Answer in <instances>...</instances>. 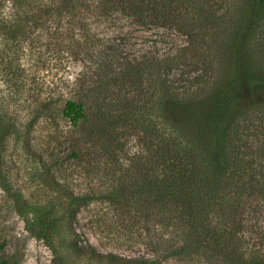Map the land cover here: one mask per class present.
<instances>
[{"label":"rangeland","instance_id":"374dc122","mask_svg":"<svg viewBox=\"0 0 264 264\" xmlns=\"http://www.w3.org/2000/svg\"><path fill=\"white\" fill-rule=\"evenodd\" d=\"M168 1L172 0H157ZM215 1L220 10L229 11L237 3ZM67 18L61 16L57 25L53 16L43 26L35 16L37 23L30 25L24 39L9 48L10 56H22L20 75L9 79L0 71V264L264 260L263 206L242 208L229 239L195 230L189 238L192 249L174 250L177 242L186 240V228L171 213L169 200L160 206L152 193L141 191L142 175L150 176L152 170L137 166L148 154L143 120H160L154 81L144 74L139 87L127 95L117 88L98 87L86 68L88 51L60 48V30L71 27L67 28ZM87 19L105 42L114 36L122 54L136 61L184 42L175 27L161 21L140 22L117 11ZM3 64L0 61V69ZM79 78L84 81L76 85ZM175 83L184 93L191 90L183 81ZM74 92L86 102L85 115L76 121L62 117L57 106L46 110L42 105L48 94L56 98ZM74 150L79 153L75 161ZM58 158L75 167L63 175L71 188L77 193L94 191L93 198L72 200L59 185L61 174L51 170L53 175H48L46 163Z\"/></svg>","mask_w":264,"mask_h":264},{"label":"trees","instance_id":"16d2710c","mask_svg":"<svg viewBox=\"0 0 264 264\" xmlns=\"http://www.w3.org/2000/svg\"><path fill=\"white\" fill-rule=\"evenodd\" d=\"M116 11L140 22L173 26L184 42L167 53L132 60L113 43L114 36L105 42L87 19ZM35 16L43 26L53 16L57 25L61 16L68 17L65 23L71 27L60 30V48L88 51L86 68L98 87L127 95L144 74L152 77L160 120L142 119L148 154L137 166L152 170L142 175L141 191L152 193L160 206L169 200L171 213L186 228V240L177 242L175 251L192 249L189 238L195 230L229 239L242 208L264 207V0H237L230 11L220 10L215 0H0V71L9 79L20 75L22 61L19 54L10 56L9 48L24 39L37 23ZM175 80L191 90L184 93ZM42 105L46 110L57 106L62 117L73 121L86 111L77 92L56 98L48 94ZM72 155L73 161L79 159L76 150ZM74 169L65 158L46 163L49 176L51 170L62 175L59 185L72 200L93 198L94 191L77 193L63 176Z\"/></svg>","mask_w":264,"mask_h":264}]
</instances>
